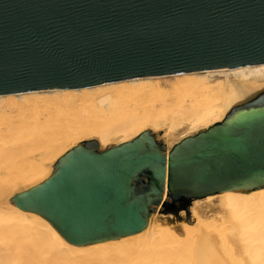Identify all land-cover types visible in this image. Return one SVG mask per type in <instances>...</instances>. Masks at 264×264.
Returning <instances> with one entry per match:
<instances>
[{
	"label": "water",
	"instance_id": "95a60500",
	"mask_svg": "<svg viewBox=\"0 0 264 264\" xmlns=\"http://www.w3.org/2000/svg\"><path fill=\"white\" fill-rule=\"evenodd\" d=\"M259 63L264 0H0V95ZM164 150L148 132L104 150L80 142L9 199L79 246L140 232L150 212L264 188V94Z\"/></svg>",
	"mask_w": 264,
	"mask_h": 264
},
{
	"label": "bare ground",
	"instance_id": "6f19581e",
	"mask_svg": "<svg viewBox=\"0 0 264 264\" xmlns=\"http://www.w3.org/2000/svg\"><path fill=\"white\" fill-rule=\"evenodd\" d=\"M261 94L264 63L1 94L0 264H111L139 249L142 240L162 244L168 258L180 256V244H186L194 264H264V188L195 198L175 216L150 212L140 232L79 246L9 199L50 176L59 156L80 142L96 141L104 150L143 132L162 133L167 155L182 139L224 121Z\"/></svg>",
	"mask_w": 264,
	"mask_h": 264
},
{
	"label": "rangeland",
	"instance_id": "374dc122",
	"mask_svg": "<svg viewBox=\"0 0 264 264\" xmlns=\"http://www.w3.org/2000/svg\"><path fill=\"white\" fill-rule=\"evenodd\" d=\"M161 136H162V133L160 134V136L155 137V139L157 141H159L161 144L164 145L165 151H166L167 150L166 149V145H165V142L163 141V139H162ZM190 204L191 203H188L187 205L184 204L183 206H181L180 208H178L177 210H175L173 212L157 213V215L160 216V214H161V216H164L165 215V217H169L170 215H168V214H171L172 216H175L179 210H184L186 208L188 209L189 206H190ZM144 241H145V243H149V244L148 245L147 244H144L143 243ZM152 243L155 244L154 242H150L148 240H142V242L140 241L139 244H141V245H140V248L139 249L131 250V251L126 252L125 254H123V256L117 257V259L113 260V262L111 264H163V263L164 264H168V263L172 264V262L174 264L175 263H178L179 264V262H181V261L182 262L180 264H194L193 263L194 260H192V259H194V257H193L192 254H189V252L192 253V251L191 250H188V249H190V247L187 246L188 247V249H187L188 251L187 252L185 250L186 249L185 248L186 244H180V247H181L180 250L181 251L180 250L179 251L181 252L180 253V256L181 257L179 255H177V253L176 254H173L171 250H174V249H171L170 251L172 253V256L170 255V257L168 258L167 256H169V252L168 253L167 252L166 253L164 252L165 249H162L163 248L162 244H160V245L159 244L158 245H156V244L155 245H152ZM142 244H143V247H141ZM161 246H162V248H161ZM164 246H165L164 248H168L170 245H167L166 244ZM160 249L163 250L164 253H162L160 251ZM175 249H177V248H175ZM168 250H169V248H168ZM168 250L166 249V251H168ZM159 252H161V253L159 254ZM162 254H164V256ZM165 254H167V255L165 256ZM178 254H179V252H178ZM173 256H176V260L177 261H174L175 258H172ZM159 257H161V258L158 259ZM190 257H191V259H190ZM162 259H164V260H162ZM167 260L169 261L168 263H167Z\"/></svg>",
	"mask_w": 264,
	"mask_h": 264
}]
</instances>
